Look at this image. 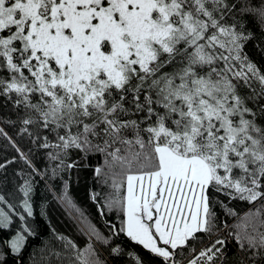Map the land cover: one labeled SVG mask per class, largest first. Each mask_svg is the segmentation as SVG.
Segmentation results:
<instances>
[{
    "label": "snow or ice",
    "instance_id": "obj_1",
    "mask_svg": "<svg viewBox=\"0 0 264 264\" xmlns=\"http://www.w3.org/2000/svg\"><path fill=\"white\" fill-rule=\"evenodd\" d=\"M0 125V264H264V0H0Z\"/></svg>",
    "mask_w": 264,
    "mask_h": 264
},
{
    "label": "trees",
    "instance_id": "obj_2",
    "mask_svg": "<svg viewBox=\"0 0 264 264\" xmlns=\"http://www.w3.org/2000/svg\"><path fill=\"white\" fill-rule=\"evenodd\" d=\"M3 126V125H0ZM5 131L9 135L13 136L16 139L18 146L21 151L27 153L31 145L28 143L27 139H21L18 136H15V130L4 126ZM15 149L11 147L6 139L0 137V162L7 157L11 159L14 156H17ZM33 163L40 168L41 170L47 165L48 161L45 157L43 150L36 153L34 150V155L31 157ZM91 164L95 166L96 161L92 160ZM25 168L23 162H18L9 167V175L13 171H19L20 169ZM27 170V169H25ZM11 185L9 188L11 189ZM93 188V182L91 178L90 169H81L78 172H73L69 179V187L67 189L70 199L75 205L83 209L88 215L89 219L95 223L98 227H104V221L101 217L96 215V206L88 199V192ZM63 189L62 182H57V188L55 190H49L43 182H40L36 185V192L33 197L34 210L39 214L45 212L46 215L39 216L42 226L45 228L47 225L51 224L52 227L56 228L58 231L63 232L68 235L76 233L77 222L73 216V209L70 205H66L63 201L56 199L57 192ZM96 191H100L97 187ZM18 202V198H17ZM7 232H0V238L8 236ZM80 242L83 243V238H80ZM35 241L30 242L29 249L25 251V259L28 258V251L31 250L32 244H35ZM11 264V261L9 262Z\"/></svg>",
    "mask_w": 264,
    "mask_h": 264
}]
</instances>
